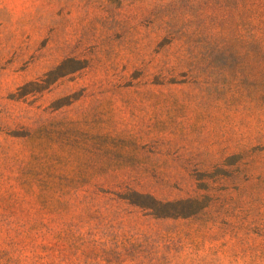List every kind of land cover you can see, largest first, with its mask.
<instances>
[{
	"label": "rangeland",
	"instance_id": "rangeland-1",
	"mask_svg": "<svg viewBox=\"0 0 264 264\" xmlns=\"http://www.w3.org/2000/svg\"><path fill=\"white\" fill-rule=\"evenodd\" d=\"M0 264H264V0H0Z\"/></svg>",
	"mask_w": 264,
	"mask_h": 264
}]
</instances>
